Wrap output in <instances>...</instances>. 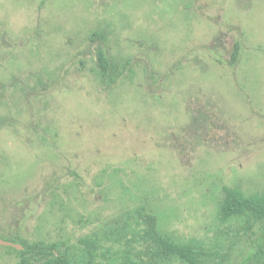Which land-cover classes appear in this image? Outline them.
Masks as SVG:
<instances>
[{
    "label": "rangeland",
    "instance_id": "obj_1",
    "mask_svg": "<svg viewBox=\"0 0 264 264\" xmlns=\"http://www.w3.org/2000/svg\"><path fill=\"white\" fill-rule=\"evenodd\" d=\"M96 32L129 63L114 84ZM53 179L71 215L38 196ZM224 185L264 194V0H0L1 237L69 245L145 204L244 264L264 227L219 220Z\"/></svg>",
    "mask_w": 264,
    "mask_h": 264
},
{
    "label": "trees",
    "instance_id": "obj_2",
    "mask_svg": "<svg viewBox=\"0 0 264 264\" xmlns=\"http://www.w3.org/2000/svg\"><path fill=\"white\" fill-rule=\"evenodd\" d=\"M95 34L93 40L98 38L103 42L96 49L97 69L94 71L102 82L114 84L129 68V63L121 66L116 62L104 33ZM241 54L242 45L236 41L228 63L236 65ZM71 172L73 176L76 174ZM53 181L44 184L38 196L44 194L52 204L60 203L71 215L73 208L70 203L75 192L69 186H75L76 182L58 187ZM102 185L109 191L113 188V184H106V181ZM222 193L218 204V217L222 223L238 221L243 233H249L258 224L264 227V194H247L239 187L228 185L222 187ZM79 221L86 222L81 218ZM173 233L163 230L153 208L142 204L69 245L60 240L29 239L18 231L4 234L2 238L19 244V247L8 246L11 249H7L17 252L19 264H225L229 258L228 253L209 249L199 239L183 240ZM252 243H256L255 240ZM244 264H264V233L263 240L258 241L257 251L249 255Z\"/></svg>",
    "mask_w": 264,
    "mask_h": 264
},
{
    "label": "water",
    "instance_id": "obj_3",
    "mask_svg": "<svg viewBox=\"0 0 264 264\" xmlns=\"http://www.w3.org/2000/svg\"><path fill=\"white\" fill-rule=\"evenodd\" d=\"M0 244L4 245V246H15V247H19V244L8 241L2 237H0Z\"/></svg>",
    "mask_w": 264,
    "mask_h": 264
}]
</instances>
